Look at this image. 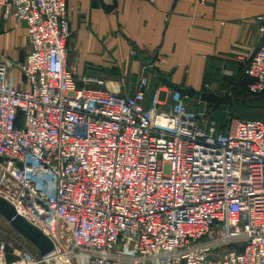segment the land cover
Listing matches in <instances>:
<instances>
[{"label":"built area","instance_id":"built-area-1","mask_svg":"<svg viewBox=\"0 0 264 264\" xmlns=\"http://www.w3.org/2000/svg\"><path fill=\"white\" fill-rule=\"evenodd\" d=\"M205 5L209 0H190ZM26 26L22 63L0 57V198L67 264H264V120L221 131L186 98L146 107L67 68V0H0ZM262 44L245 75L264 93ZM18 73L20 78H18ZM167 89V88H166ZM45 264L37 253L9 263Z\"/></svg>","mask_w":264,"mask_h":264},{"label":"crops","instance_id":"crops-1","mask_svg":"<svg viewBox=\"0 0 264 264\" xmlns=\"http://www.w3.org/2000/svg\"><path fill=\"white\" fill-rule=\"evenodd\" d=\"M114 3L116 8L106 9ZM262 13L264 0H67L66 65L78 79H103L108 90L124 96L147 78L146 107L158 88L162 99L177 96L160 78L216 94L242 89L252 81L245 69L262 44ZM30 50L25 24L0 12V57L15 65ZM138 51L146 62L156 57L154 64L145 68ZM184 102L191 111L212 115L206 102ZM17 259L7 247L6 260Z\"/></svg>","mask_w":264,"mask_h":264},{"label":"water","instance_id":"water-1","mask_svg":"<svg viewBox=\"0 0 264 264\" xmlns=\"http://www.w3.org/2000/svg\"><path fill=\"white\" fill-rule=\"evenodd\" d=\"M116 8L114 5L106 7L107 10ZM143 66L149 67L154 64L156 57L146 62L140 51H138ZM165 87L179 94L181 97L197 99L212 105L210 113H214L222 107H226L230 112L235 104L234 91L236 87H231L222 94H216L211 91H196L193 88L178 86L168 81L166 78H160ZM0 217L4 219L9 226L28 243H30L45 261V264H67L60 261L54 252L52 242L36 227L27 222L22 216L18 215L15 208L6 200L0 198Z\"/></svg>","mask_w":264,"mask_h":264},{"label":"rangeland","instance_id":"rangeland-1","mask_svg":"<svg viewBox=\"0 0 264 264\" xmlns=\"http://www.w3.org/2000/svg\"><path fill=\"white\" fill-rule=\"evenodd\" d=\"M251 84L252 82L249 84V86ZM249 91L247 90V88H244L241 91V94L236 97L237 101L235 102L234 107L230 112L226 107H222L221 109L212 113V115L209 116V119L214 121L217 120L221 124L227 123V125L234 119L264 120V98L258 96V94L264 93H257V95H255V93H252L251 91L250 93ZM217 121L215 122L219 125V122ZM0 241L6 242L8 244V247L11 248L12 251L15 252V254L17 253L18 259L22 255H35L38 253V251L30 243H28L24 238L17 234L1 217Z\"/></svg>","mask_w":264,"mask_h":264},{"label":"trees","instance_id":"trees-1","mask_svg":"<svg viewBox=\"0 0 264 264\" xmlns=\"http://www.w3.org/2000/svg\"><path fill=\"white\" fill-rule=\"evenodd\" d=\"M251 82H253V81H251ZM251 82H249V84H250ZM249 84H248L247 86L244 87V88H247L248 91H249V89H248ZM244 88H242V89H238V88H236V90L234 91V99H235V102L237 101V100H236V99H237L236 97H238L239 94H241V91H242ZM249 92H250V91H249ZM250 93H251V92H250ZM255 95H257V94H255ZM258 96H261V97L264 98V94H258ZM258 120H259V119H258ZM215 121H217V120H215ZM217 122H219V121H217ZM218 127H219V129H220L221 131H226V129H227V123L221 124V123L219 122Z\"/></svg>","mask_w":264,"mask_h":264}]
</instances>
